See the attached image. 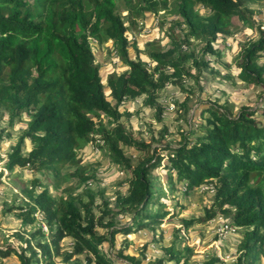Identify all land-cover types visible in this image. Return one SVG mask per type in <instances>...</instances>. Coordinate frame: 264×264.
<instances>
[{
    "label": "trees",
    "instance_id": "1",
    "mask_svg": "<svg viewBox=\"0 0 264 264\" xmlns=\"http://www.w3.org/2000/svg\"><path fill=\"white\" fill-rule=\"evenodd\" d=\"M139 1L144 2L143 8L138 9L140 15L156 11L151 1ZM172 1L174 14L180 20L178 27L184 25L185 33L180 38L171 33L172 47L166 51L160 49L158 42L149 43L147 54L155 63L149 69L141 60L129 57L128 28L116 10L115 0H35L34 4L29 0H0V113L5 110L11 122L25 113L31 117L8 156L7 170L32 167L33 171H53L55 176L69 164L76 171L82 170L77 152L92 141L93 135H98L112 162L132 173L127 194L118 197V208L111 209L105 202L100 216L95 215L93 191L78 196L67 191L65 196L54 198L48 189L37 194L35 182L34 187L26 189L30 202L19 215L25 224H33V215L39 212L49 238L43 228L32 232L29 239L23 234L19 236L20 250L0 248L1 258L15 253L21 264H39L40 259L49 262L60 255L62 242L70 239L73 250L62 254L63 264L80 256L85 257V264H115L103 253L104 245L114 247L118 235L128 237L143 229L153 230L171 214L166 204L156 198L150 179L155 169L167 171L172 186L185 184L186 193L207 184L215 190L213 206L206 210V216L183 219V225L176 230L178 234H186L194 224L207 223L222 214L245 229L238 264H253L250 258L264 253V110L261 117L258 110L245 107L233 115L226 106L211 104L204 110L209 114L206 123L199 126L202 134L195 140H188L193 134L182 135L175 148L139 143L118 122L122 118L119 108L126 99L145 96L144 105L154 108L158 92L168 83L181 87L186 77H192L184 59L194 55L182 52V43L191 46L192 40L204 42L205 53L213 54V43L219 35L229 33L233 17L254 27L244 0ZM196 5L211 13L200 16ZM258 31L259 39L244 46L239 64V79L256 86L264 85V67L258 64L259 55L264 52V28L259 27ZM103 39L113 42L121 61L129 67L125 73H112L107 78L106 86L114 103L105 94L106 86L91 47L92 40ZM195 64L199 68L208 65L205 59ZM101 114L117 125L98 126ZM26 139L33 144L28 154L24 153ZM126 146L143 153L135 166L123 150ZM165 151L169 153L164 155ZM155 204L162 209L154 212ZM126 214L131 216V224L118 226L117 218ZM136 221L137 228L132 231L131 225ZM38 238L44 240L33 246L31 239ZM166 251L169 258L150 264L190 261L188 254L176 252L175 243ZM183 251L193 250L183 247ZM124 259L129 264H142L134 257Z\"/></svg>",
    "mask_w": 264,
    "mask_h": 264
},
{
    "label": "rangeland",
    "instance_id": "2",
    "mask_svg": "<svg viewBox=\"0 0 264 264\" xmlns=\"http://www.w3.org/2000/svg\"><path fill=\"white\" fill-rule=\"evenodd\" d=\"M115 1L116 10L121 14L128 28L126 36L129 41L130 59L141 60L149 69H153L155 63H152L148 57V44L155 42L157 45L158 42L160 49L166 51L172 47L170 34L180 38L186 30L184 25L182 28L178 27L180 20L174 14L173 1L149 0L156 11H147L143 15L138 13V9L143 8V1L141 4L139 0ZM29 2L34 4L35 0H29ZM244 2L248 11L247 17L251 19L254 27L244 24L236 16L233 17L229 33L219 35L213 43V54L205 53L204 42L192 40L191 46L182 43V52L187 54L193 52L195 56L184 59V66L192 77H186L181 87L168 83L158 92L157 105L154 108L144 105L145 96L137 99L128 98L122 103L119 108L122 118L118 122L134 140L139 143H152L154 146H171L172 148L178 146L182 135L188 137L193 134L188 137V140H195L202 134L198 132L199 126L206 123L209 114L204 110L211 104L226 106L233 115H237L244 107L250 111L258 110L260 117L263 115L264 85L243 83L239 79V64L242 62L241 53L244 46L251 41L256 42L260 36L258 28H264V0H244ZM168 3L170 6H166ZM195 11L202 17L211 13L209 9L201 5H196ZM91 47L96 64L100 66V75L105 86L110 74H122L129 70V67L121 61L112 41L92 40ZM202 59L208 63L205 68H199L195 64V61ZM258 64L264 67V52L259 55ZM169 71L172 72L171 69ZM105 94L109 101L114 103L107 86ZM100 116L101 118H97L98 126L114 128L117 125L113 119L104 114ZM30 120L31 117L25 113L11 122L5 110L0 113V248L4 250L9 247L20 250L22 241L19 236L24 234L25 238L29 239L30 234L40 228H43L46 238H49V231L39 212L33 215L35 219L33 224H25L19 215L23 209H27V203L30 202L26 189L34 187L35 182H38L34 187L37 194L48 189L54 198L65 196L67 191L75 196L89 190L93 191L95 215L100 216L105 211V202L109 203L111 209L118 208V197L127 194L129 181L132 178L130 170L122 169L112 162L107 147L98 135H93L92 141L77 152L76 157L80 160L82 170L76 171V167L70 164L61 169L58 176L46 169L33 171L32 167L24 169L16 167L13 171L7 170L5 163L8 156ZM32 149L31 140L26 139L24 153L28 154ZM123 150L132 159L134 166L143 157V153L134 147L126 146ZM168 153L169 151H165L164 155ZM87 177H89L88 180L83 181V178ZM167 178V171L161 169H155L150 176L156 198L159 203L166 204V209L170 210L171 214L153 230L143 229L128 237L116 236L114 247L104 245L103 253L115 264H129L124 259L125 256L134 257L142 264H150L169 258L170 254L166 248L175 243L176 252L190 256L189 264H207L212 260H216L214 264H238V258L242 254L239 248L245 229L234 225L230 217L218 214L207 223L194 224L186 234H178L176 231L183 225V219H199L206 216V210L211 209L214 202L213 186L203 185L186 193L185 184L177 183L172 186ZM84 200L86 201L87 198ZM158 209V204L152 206L154 212ZM117 222L118 226H128L131 224V216L120 215ZM226 226L230 229H224V234L220 235L221 227L226 228ZM131 227L134 231L137 228V221ZM98 231L103 234L102 229ZM174 236H178L179 239L175 240ZM40 240L44 239L38 238L36 241L31 239L32 245H36ZM61 246L60 255L53 256L52 261L49 262L40 259L39 264H63L62 254L73 250V242L66 239ZM183 247L193 248V251L187 253L183 251ZM250 260L253 264H264V253L261 252L257 258H250ZM0 264H21V262L18 256L12 253L7 258L0 257ZM67 264H85V257H76L74 261ZM164 264L175 263L165 261Z\"/></svg>",
    "mask_w": 264,
    "mask_h": 264
},
{
    "label": "built area",
    "instance_id": "3",
    "mask_svg": "<svg viewBox=\"0 0 264 264\" xmlns=\"http://www.w3.org/2000/svg\"><path fill=\"white\" fill-rule=\"evenodd\" d=\"M225 226V225H224ZM224 229H230L228 226H226V228L224 227H221V232H220V235L224 234L225 230ZM234 231V230H232Z\"/></svg>",
    "mask_w": 264,
    "mask_h": 264
},
{
    "label": "crops",
    "instance_id": "4",
    "mask_svg": "<svg viewBox=\"0 0 264 264\" xmlns=\"http://www.w3.org/2000/svg\"><path fill=\"white\" fill-rule=\"evenodd\" d=\"M139 233V232H138ZM136 234V233H135ZM193 249V248H192ZM189 264V263H188Z\"/></svg>",
    "mask_w": 264,
    "mask_h": 264
}]
</instances>
